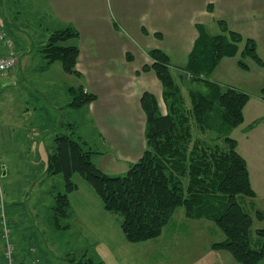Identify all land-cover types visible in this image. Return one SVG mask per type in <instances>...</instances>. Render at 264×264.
Instances as JSON below:
<instances>
[{"label":"trees","instance_id":"1","mask_svg":"<svg viewBox=\"0 0 264 264\" xmlns=\"http://www.w3.org/2000/svg\"><path fill=\"white\" fill-rule=\"evenodd\" d=\"M208 10H211L209 6ZM218 24L221 33L216 35L209 34L203 25H196L197 37L187 65L181 69L186 78L183 85L189 92V109L185 107L180 83L173 77L174 67L168 55L160 49L147 52L151 63L143 65L141 70L155 74L166 112L159 111L152 94L141 95L145 149L123 175L102 172L92 161L95 151L75 135L73 125H67L68 132L54 136L46 171L49 175L61 174L64 182V191L52 196L51 212L56 228H68V224H59V218L69 216V196L78 188L72 175L77 173L90 185L103 209L120 217L119 228L128 243L157 238L174 212L182 208L187 219L211 221L223 235L222 241L211 245L212 249L226 251L238 264H260L264 260V199L262 208L253 214L261 223L254 230L259 240L253 247L250 238L253 216L238 203L237 197L253 199L256 195L246 161L230 137L231 131L243 123V109L249 95L209 79L223 57L236 56L237 45L243 38L228 30L224 21ZM77 34L71 26L51 31L39 47L44 66L59 62L64 72L77 74L78 48L63 43ZM244 42L237 65L246 69L242 58L249 57L263 67L255 41L247 38ZM193 83H201L204 89L194 90ZM68 94L67 106L72 108L96 99L81 86L68 88ZM260 95L264 99V86ZM262 119L253 121L249 128ZM191 123L201 132L215 130L218 134L214 139L195 137ZM66 260L71 264H103L84 254L79 258L71 255Z\"/></svg>","mask_w":264,"mask_h":264},{"label":"rangeland","instance_id":"2","mask_svg":"<svg viewBox=\"0 0 264 264\" xmlns=\"http://www.w3.org/2000/svg\"><path fill=\"white\" fill-rule=\"evenodd\" d=\"M11 1L12 6L15 7L14 13L21 12L15 13L19 17L17 23L20 24L16 27L9 26L10 33L7 32L13 39L15 49L29 55L27 59L29 58L30 62L27 60L19 66L18 62L23 56L21 55L11 73L5 75L0 73V257L4 247L3 226L6 223L11 243L14 242L13 245H16L13 256L15 253L20 258V251L24 249V255L32 253V261L36 262L35 264H71L67 260L59 261L56 256L70 252L76 258L81 257L82 254L92 257L91 248H88L87 255L85 254L84 246L87 242L81 231L83 228L84 230L88 228L93 232L87 236L90 241L97 238L96 232L101 236V231L96 228L95 222H99V228L100 226L104 228V233H117L124 238L118 228L120 217L109 212L100 214L102 204L99 198L90 185L79 174L74 173L72 180L78 186V193L75 194L76 196L71 194L69 199L71 205H75L78 210L77 221L60 217L59 224H69V229H59L54 225L51 212L52 196L64 191L62 175H49L46 171L47 158L52 150L54 136L68 132L66 124L72 122L75 135L80 136L94 150L99 148L98 145L93 146V142L97 140L96 135L89 122L86 121L84 112L69 110L61 102L56 104L55 96L59 95V99L62 96L58 92L56 95L53 94L54 99L52 100L50 90L59 87L58 84L62 82L64 74L59 75L53 70H46L45 60L39 51L41 43L47 36L48 28L45 25V18H42V3L38 0ZM28 3H32L34 8H30ZM208 11L211 12V10ZM231 18L237 19L235 15ZM241 18L242 22L235 27L231 19L227 20L215 13H208L200 18L204 24L197 25H203L209 34L216 35L221 33L218 23L224 21L228 30L243 36V41L237 45L236 56L223 57L209 79L220 86L239 88L254 97L258 93L260 95V89L264 86V66L257 65L249 57L242 58L247 66L246 69L240 68L237 62L247 38L255 41L257 54L264 62V13H243ZM189 53L187 57L180 54L174 56L175 60L171 61V65L175 69L178 68L177 71L173 68L172 74L174 79L180 83L187 109L190 108L189 92L183 85L186 78L185 73L184 76L181 74V69L187 65ZM71 79L74 78L71 76L69 81ZM193 87L194 90L204 89L201 83H193ZM158 109L162 114L166 112L163 101ZM58 110H61L64 117L57 123ZM191 124L192 134L195 137L214 139L218 134L215 130L201 132L194 123ZM230 137L240 139L238 130H235L233 135L230 134ZM253 140L259 143L254 144L252 148L238 146V149L243 154L248 152L246 155L248 170L257 195L253 199L244 196L237 197L238 203L252 216L256 209L262 207L264 197L262 195L264 136L260 139L255 137ZM110 170L108 169L105 174L121 176L126 172L119 171L120 169ZM78 205L83 206L78 209ZM181 213H183L182 208L174 212L171 221L163 229L159 238L144 241L145 243L140 242L143 244L135 246L136 249L144 252V255H140L139 261L156 264L157 259L152 258L151 255L157 251L156 247L159 246V250L162 249L166 253V257H163L160 264H179L177 252L181 236H205L211 241H216L218 236L222 235L213 222L205 221V219H187L185 216L181 217ZM260 225L261 223L253 216L250 234L253 247L256 240H259L254 230ZM260 264H264V260Z\"/></svg>","mask_w":264,"mask_h":264},{"label":"crops","instance_id":"3","mask_svg":"<svg viewBox=\"0 0 264 264\" xmlns=\"http://www.w3.org/2000/svg\"><path fill=\"white\" fill-rule=\"evenodd\" d=\"M38 2L42 3V18H45V25L48 27L47 36L51 31L65 26H71L78 32L76 37L64 42L65 45L78 48L77 74L64 72L59 62L45 67L46 70H53L59 75L64 74L62 82L57 87L59 90L57 88L50 90L52 100L53 94L56 95L58 92L62 96L61 99L58 98L59 95L55 96L56 104L61 102L69 110L84 112L86 121L96 135L97 140L93 142V146L98 145L99 148L94 150L90 146L95 151L91 156L92 161L104 173L108 169L126 171L131 163L141 157L145 149V115L140 106L141 95L148 92L154 96L158 107L162 103V89L155 74L151 70H141L143 65L151 63L147 52L151 49H160L168 55L170 63L175 60L174 56L179 54L187 57L197 37L196 25L204 24L200 20L203 14L215 13L227 20L231 19L237 27L242 22L243 13H264V0H38ZM28 6L34 8L32 3H28ZM208 6L211 12L208 11ZM14 10L11 0H0V21L9 33V26L16 27L20 24L17 23L19 17L15 13L21 12L14 13ZM232 15L237 19H232ZM17 53L18 57L23 55L18 62L19 66L27 60L30 62V59H27L29 55L22 51ZM71 76L74 79L69 81ZM79 86L84 92L94 94L96 99L80 108L68 107V88ZM57 113L58 123L64 115L61 110ZM263 117L264 100L259 93L254 97L249 96L243 109V123L230 133L233 135L235 130L239 132L240 139H233L237 143V152L246 161L247 168L248 152L241 153L238 146L252 148L254 144L259 143L253 139L264 136V119L252 128H249V125ZM69 124L73 125L72 122L66 125ZM72 128L74 131V126ZM248 172L252 189L257 195L250 171ZM77 193L78 188L71 194L76 196ZM80 206L83 205H78V209ZM100 210V214L106 212L102 205ZM77 211L70 200L68 220L73 219L76 222ZM182 216L184 212L181 213ZM95 226L101 231V236L94 230L97 234L94 240L88 239L87 236L93 234L88 228L81 231L87 242L84 246L86 255L88 248H91L92 257L103 264H151L138 260L144 252L135 246L145 242L128 243L117 233H104V228L101 226L99 228V222H95ZM69 227L68 224L67 229ZM222 240L223 235H219L216 241H211L205 236H181L177 252L179 264H238L226 251L211 248L213 243ZM13 247L15 250L16 245ZM158 247L151 255L157 259L156 264L162 263L163 257H166V253ZM23 252L24 249L20 251V258L14 253L18 264L36 263L32 261V253L26 256ZM68 255L74 254L65 252L56 256V259L66 260ZM0 259L2 264V255Z\"/></svg>","mask_w":264,"mask_h":264},{"label":"built area","instance_id":"4","mask_svg":"<svg viewBox=\"0 0 264 264\" xmlns=\"http://www.w3.org/2000/svg\"><path fill=\"white\" fill-rule=\"evenodd\" d=\"M18 53L15 50L12 37L0 21V73L5 75L12 71L17 64ZM4 247L2 250L3 264H18L13 256L14 247L8 240L6 223L3 226Z\"/></svg>","mask_w":264,"mask_h":264},{"label":"water","instance_id":"5","mask_svg":"<svg viewBox=\"0 0 264 264\" xmlns=\"http://www.w3.org/2000/svg\"><path fill=\"white\" fill-rule=\"evenodd\" d=\"M4 173H5V172H4ZM4 173H3V174H4Z\"/></svg>","mask_w":264,"mask_h":264}]
</instances>
